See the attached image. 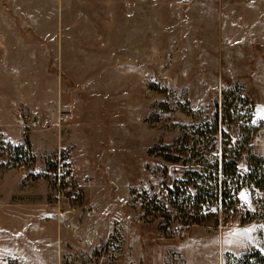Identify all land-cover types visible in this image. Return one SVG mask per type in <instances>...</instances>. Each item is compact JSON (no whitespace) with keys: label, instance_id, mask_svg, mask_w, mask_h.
<instances>
[{"label":"rangeland","instance_id":"374dc122","mask_svg":"<svg viewBox=\"0 0 264 264\" xmlns=\"http://www.w3.org/2000/svg\"><path fill=\"white\" fill-rule=\"evenodd\" d=\"M224 93L237 119H223ZM217 116L219 172L220 130L233 148L249 138L247 172L264 158V0H0V264L264 254L261 193L190 228L144 214L145 190L194 166L157 154L206 123L211 141Z\"/></svg>","mask_w":264,"mask_h":264},{"label":"trees","instance_id":"16d2710c","mask_svg":"<svg viewBox=\"0 0 264 264\" xmlns=\"http://www.w3.org/2000/svg\"><path fill=\"white\" fill-rule=\"evenodd\" d=\"M230 94H223L224 120L239 117L235 110H231L234 101L228 103L226 99ZM241 103L247 104V100H242ZM208 126L210 124L206 123L204 127L193 128L192 131L185 132L175 145L165 147L157 154L164 161L173 164L193 161V167H195L187 169L183 177L175 180L172 185L162 183L153 196L146 190L143 192L145 216L159 214L158 217L162 218L161 224L165 226L163 229L170 227L172 212H175L178 222L182 226L190 228L193 225L204 224L212 216L216 217L217 214H214V210L219 204L222 209H226V212L229 209L235 210L237 203L240 202L238 194L242 190L263 195L261 200L257 201L261 214L254 215L264 222V158L250 155L247 159V172H242L239 162L242 159L244 147L249 143V138H241L237 143L235 142L238 147L233 148L234 146H230L229 141H226L228 138L226 131L220 130L222 142L221 170L219 172V159L216 155L218 153V116L211 126L210 132L213 136L211 141L206 135L205 129ZM205 137L206 143L203 141ZM213 151L216 153L215 155H212ZM153 152L155 151L153 150ZM209 158L213 162H210ZM197 167L200 169H196ZM219 174L222 179L220 184ZM205 212L208 213L205 214ZM245 215L246 217L242 218V223H248L247 218L253 219L250 211H247ZM243 264H264V254L259 250H253L245 257Z\"/></svg>","mask_w":264,"mask_h":264},{"label":"built area","instance_id":"2783aa9c","mask_svg":"<svg viewBox=\"0 0 264 264\" xmlns=\"http://www.w3.org/2000/svg\"><path fill=\"white\" fill-rule=\"evenodd\" d=\"M62 162L63 163L61 164V167H59V170H58L59 179H61L62 175H67L70 172V159L64 158Z\"/></svg>","mask_w":264,"mask_h":264}]
</instances>
